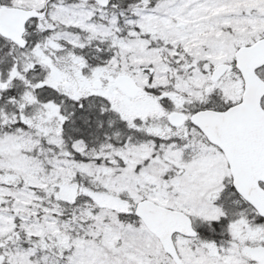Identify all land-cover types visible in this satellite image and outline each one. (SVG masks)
<instances>
[{"label": "snow or ice", "instance_id": "6c2138e0", "mask_svg": "<svg viewBox=\"0 0 264 264\" xmlns=\"http://www.w3.org/2000/svg\"><path fill=\"white\" fill-rule=\"evenodd\" d=\"M0 264H264V0H0Z\"/></svg>", "mask_w": 264, "mask_h": 264}]
</instances>
